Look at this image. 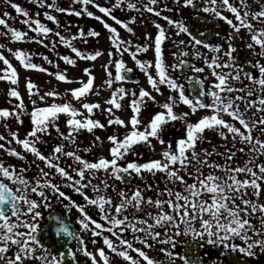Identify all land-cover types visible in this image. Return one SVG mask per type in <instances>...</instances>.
Returning <instances> with one entry per match:
<instances>
[{"label": "snow or ice", "instance_id": "6c2138e0", "mask_svg": "<svg viewBox=\"0 0 264 264\" xmlns=\"http://www.w3.org/2000/svg\"><path fill=\"white\" fill-rule=\"evenodd\" d=\"M29 2L35 12L6 0L24 29L9 24L11 13L0 15L5 41L0 82L8 85L3 93L8 106L0 107V264H80L81 253L90 264H116L117 258L122 264H250L264 255V0H254L255 7L249 0H172L171 6L167 0H71L68 7L58 0ZM116 10L130 15L121 18ZM184 10L191 11L187 19L171 15ZM59 14L99 22L109 47L89 49V40L102 33L79 24L73 32ZM221 21L228 26L224 35L214 27ZM137 23H151L156 31H144L136 40ZM242 31L250 53L243 61L238 55ZM166 42L174 49L172 62ZM14 43H36L55 59L9 46ZM61 46L67 54L57 51ZM149 51L152 58L141 57ZM126 55L147 87L133 77ZM36 56L44 63L35 62ZM10 57L25 71L78 86L45 90L26 77L22 94L20 72ZM101 58L103 76L96 83ZM81 62L82 74L70 76ZM150 105L159 110L145 120ZM179 105L188 111H176ZM198 112L203 114L193 121ZM26 117L29 127L21 136ZM177 122L183 135L165 139ZM110 128L103 138L98 134ZM206 131L223 143L203 147L212 143ZM84 132L92 137L87 146L78 142ZM53 134L59 142L46 154L41 146ZM157 144L158 158L144 160L139 149L155 153ZM157 174L163 188L145 180ZM133 178L143 186L118 187L117 182L127 185ZM53 201L68 215L55 213ZM73 209L79 213L78 229L70 220ZM81 233L90 235L92 250ZM157 245L159 255H150Z\"/></svg>", "mask_w": 264, "mask_h": 264}, {"label": "flooded vegetation", "instance_id": "af4514ba", "mask_svg": "<svg viewBox=\"0 0 264 264\" xmlns=\"http://www.w3.org/2000/svg\"><path fill=\"white\" fill-rule=\"evenodd\" d=\"M14 2L16 3H20L23 7H25L26 9H28L30 12H35L37 9L35 8V6L29 2V0H14ZM101 2H105V0H101ZM167 2L169 3V6L172 5V0H167ZM250 3H253V6L255 7V4H254V0H249ZM58 3L60 6L62 7H68L71 5V0H58ZM76 7H79V5H77ZM93 11H95V9H92ZM5 11L9 12L12 14V16L14 17V19H9V24L14 26V27H17V28H20V29H24L25 26L23 24L20 23V20L22 19L21 16H18L15 11L6 4V0H0V15H2ZM115 14L121 18H127L128 15H130L129 13H125V12H121L119 10H116ZM134 14V13H132ZM164 14H169V13H164ZM227 14V13H226ZM173 15V18H179L180 16H183L184 18H188L190 17L191 15V11L190 10H184L183 12H177V13H173L171 14ZM59 19L61 20V23H67V22H70L73 27H72V31L75 32L76 31V27L75 25L79 24L80 26H83L85 29L89 28V27H94L96 30L100 31L102 33L101 37L98 39V40H92L90 39L89 40V44L87 45V47L89 49H92V48H101V49H107L109 47V43L107 41V35L108 33L106 32V30L103 29L102 25L99 24V22L93 20V19H90V18H87V17H81V18H77L75 16H66L64 14H59ZM150 19H158L156 17H150ZM159 22L161 24H164L166 27V22H164L163 20H159ZM109 23H112V21L109 20ZM135 27V30H136V40H142L143 39V32L144 31H148L152 34L155 33V28L151 25V23H148L146 26L144 25H140L139 23H137L136 25H134ZM216 28V30H219L221 32V35H224L227 31H228V26L226 24H224L222 21L219 22V25L218 26H214ZM122 32V35L123 36H127L128 34L126 32H124L123 30H121ZM29 35H32V33H29ZM241 36H243V40L239 41L238 43V55H239V58L243 61V59L245 58H248L250 57V53H249V50H247L245 48V42L248 40V36L246 33H244L243 31L241 32L240 34ZM180 38H185V37H180ZM5 42L3 39H0V43H3ZM218 42H223V41H218ZM13 48H16V47H20V48H24V49H27L29 51H32V52H37V53H45V54H48L51 58L55 59V54L50 52L48 49H45L43 47H41L40 45L36 44V43H20V44H11L9 45ZM79 46L81 48H84L85 45L83 43H80ZM227 47V45L225 44V48ZM174 50L171 43H167L166 42V45H165V55L167 57V59L169 60V62H172V57L170 55V51ZM57 51H59L61 54H67L68 50L66 48H64L63 46L59 47L57 49ZM7 54V53H6ZM153 56V53L151 51H149V53L147 54H141V57L142 58H146V59H150L152 58ZM12 59V62L13 64H16L17 67H18V70L20 72V91L22 92V94H24L25 92V89H24V80L26 77H30L34 82H36L40 87H42L43 89L45 90H48V89H52V88H56L57 90L63 92L65 89L67 88H72V87H76L78 85L76 84H66V83H58L54 78L52 77H49L47 76L46 74L44 73H41V72H37V71H25L23 70L22 68H19V65L17 64V62L15 61L14 58H11ZM34 60L35 62L37 63H44L39 56H36L34 57ZM125 60L128 62V66L129 67H133L134 68V72H133V77L134 78H139L141 80V84L144 85L145 87H147V85L144 83V78H143V75L142 73H140L138 70H135V66L133 64V62L131 61V59L126 55L125 56ZM104 62L103 58L101 59H98V61L96 62L97 63V68H96V73H97V76H98V79L96 81V83H100V78L103 76V72L100 68V64H102ZM195 62V61H193ZM199 65V62H195ZM61 64V67H64L63 65V62L61 61L60 62ZM46 67H50L48 66L46 63L45 65ZM86 66L83 62L80 63V66L78 68H74V69H70L69 71V75L72 76V77H76V76H79L81 75V69ZM53 71H55V69L53 68L52 69ZM188 74H191L190 72ZM186 84V89L189 87L187 82H185ZM127 87H137L136 85H133V84H128L126 85ZM8 85L4 82H0V101H1V104L2 106H8L6 104V101H5V97L3 95L4 91H6ZM155 94V93H154ZM167 90H165V95H167ZM108 95V92L105 91L103 93V96H107ZM26 99V102H27V97H25ZM67 99H70V97H67ZM89 99H100L99 97H89ZM158 100L160 101H163V97H160L158 96L157 97ZM78 106V105H77ZM30 107V106H29ZM159 108H157L156 106L154 105H150L148 110L145 111L144 113V118L145 120H147L150 116L151 113H153L154 111H158ZM176 111L180 112V111H188L187 107L184 106V105H179L177 108H176ZM120 115H122V117H127L128 113H118ZM203 113L202 112H198L196 115L192 116L191 119L193 121H195L196 119H198V117L200 115H202ZM98 118H101L103 119L102 116H100L99 114H97ZM64 117L61 116V119H60V126L62 128V130H66L64 129ZM225 119H229L228 117H225ZM10 124L14 127L15 126V121H10ZM29 127V122H28V119L27 117L25 118V124L24 126L20 129V133H21V136H23V134L25 133V131L28 129ZM4 131L3 127L0 126V132ZM113 131V129H108V132L105 133V132H99L98 134L101 135V137L103 138L104 136H106L107 134L111 133ZM121 133L124 131L123 129H120L119 130ZM183 132H184V129H183V125L180 124L179 122L176 123V125L174 127H170L169 128V131H168V134L166 135L165 139H171V140H175L176 138L180 137L183 135ZM206 136L211 140V144H208L207 142H205V144L203 145V147H208V148H211L212 145H219L221 143H223L220 138L216 135V133L214 132H209V131H206ZM92 137L87 133V132H84L81 134V136L79 137V141L81 143L82 146H87L90 141H91ZM59 142L56 138H55V134H53V137L49 138V143L47 146H41V150L44 151L46 154L48 152L51 151V147L54 143H57ZM155 143V141H154ZM108 147V145H107ZM159 147V148H157ZM140 151H142L144 153V157L143 159L144 160H147L149 158H158V153L160 152L161 148L160 146L157 144L156 145V152L155 153H152L150 151V149L146 148V147H141L139 149ZM221 151L223 149H220ZM96 152L97 154H99L100 150L99 149H96ZM104 153L107 154V148L104 149ZM82 155H84L82 153ZM87 158L88 159H95V156L91 155V154H88L87 155ZM5 159H8L10 162L12 163H16L17 166H19V162L12 159V158H9V157H6L5 156ZM33 158L31 155L28 156V161H31ZM129 159H132V157L130 156ZM216 159H220L219 157H216ZM70 163V161H69ZM41 167H43V165L41 164ZM29 176H32L34 175V172L33 170H29V173H28ZM145 180L149 183H159L160 184V187L163 188L164 187V183H163V177L160 175V174H157L155 177H152V176H146L145 177ZM118 184V187H128V188H131L133 185H136V184H140L141 186H143V181H141L139 178H133L131 180V182L127 185H120L119 182H117ZM66 192H68L70 195H72L73 199L77 200L78 202H81L83 203L82 201V198L73 193L71 191V189H64ZM146 195H151V196H154L155 193L154 192H147ZM65 203H67V201H65ZM53 206H54V211L55 213L57 214H61V215H68L67 213H65V210L64 208L60 205V204H57L55 201H53ZM90 214L94 215V217H96V210L94 208H89L88 209ZM79 215V213L76 211V209H73L72 210V213L70 214V220L71 222L74 224V226L78 229L79 226L78 225H75V221H76V218L77 216ZM98 218V217H97ZM81 235H84L85 236V240L88 241V248L89 250H92L93 249V246L92 244L90 243V235L88 234H83L81 233ZM129 237H130V233L128 234ZM100 245L98 244L97 247H99ZM160 246L157 245L156 248L150 252V255H153V256H158L159 253H158V248ZM178 251H182V249H177ZM81 261H82V264H90V261L88 260L87 257H84L83 254L81 253ZM252 261H254L256 264H264V255H261V256H258L254 259H251ZM116 264H122V261H120L118 258H117V261H116Z\"/></svg>", "mask_w": 264, "mask_h": 264}, {"label": "water", "instance_id": "95a60500", "mask_svg": "<svg viewBox=\"0 0 264 264\" xmlns=\"http://www.w3.org/2000/svg\"><path fill=\"white\" fill-rule=\"evenodd\" d=\"M61 243H63V241H61ZM73 244H75L76 242L75 241H73L72 242ZM80 256H81V254L79 255V260H80V264H82V261H81V259H80ZM250 264H255L254 262H252V261H250Z\"/></svg>", "mask_w": 264, "mask_h": 264}, {"label": "rangeland", "instance_id": "374dc122", "mask_svg": "<svg viewBox=\"0 0 264 264\" xmlns=\"http://www.w3.org/2000/svg\"><path fill=\"white\" fill-rule=\"evenodd\" d=\"M0 107H3L1 104V101H0ZM106 148H107V143H105V145H104V149H106ZM157 148H159V147H157ZM104 154H106V153H104Z\"/></svg>", "mask_w": 264, "mask_h": 264}]
</instances>
